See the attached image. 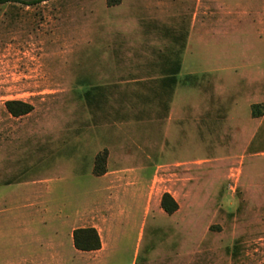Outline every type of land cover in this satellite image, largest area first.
I'll return each mask as SVG.
<instances>
[{"label":"rangeland","instance_id":"374dc122","mask_svg":"<svg viewBox=\"0 0 264 264\" xmlns=\"http://www.w3.org/2000/svg\"><path fill=\"white\" fill-rule=\"evenodd\" d=\"M0 264H264V0L0 4Z\"/></svg>","mask_w":264,"mask_h":264},{"label":"trees","instance_id":"16d2710c","mask_svg":"<svg viewBox=\"0 0 264 264\" xmlns=\"http://www.w3.org/2000/svg\"><path fill=\"white\" fill-rule=\"evenodd\" d=\"M13 1L33 4L47 0H0V4H6ZM175 67L176 69L175 71L173 70V73H177L179 70V63H177ZM168 80L174 83L176 81L175 74L169 77ZM5 104L9 112L15 116L26 114L33 109V105L23 101H7ZM162 207L166 212L173 213L178 209V203L171 194L165 193L162 199ZM74 244L77 249L82 251L98 250L102 245L101 237L97 229L94 227L76 229L74 232Z\"/></svg>","mask_w":264,"mask_h":264},{"label":"crops","instance_id":"0c3cea01","mask_svg":"<svg viewBox=\"0 0 264 264\" xmlns=\"http://www.w3.org/2000/svg\"><path fill=\"white\" fill-rule=\"evenodd\" d=\"M74 246H75V244H74ZM75 248H76V246H75ZM77 249V248H76ZM77 250H79V249H77ZM99 250V249H98ZM79 251H82V250H79ZM92 251H97V250H92Z\"/></svg>","mask_w":264,"mask_h":264}]
</instances>
